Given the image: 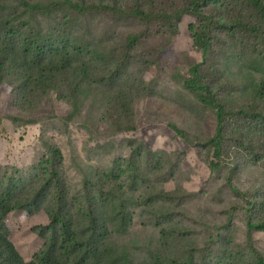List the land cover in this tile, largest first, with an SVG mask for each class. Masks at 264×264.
Here are the masks:
<instances>
[{"label": "rangeland", "instance_id": "1", "mask_svg": "<svg viewBox=\"0 0 264 264\" xmlns=\"http://www.w3.org/2000/svg\"><path fill=\"white\" fill-rule=\"evenodd\" d=\"M187 5L192 0H0L10 37L34 39L48 57L74 58L73 71L31 102L14 75L0 83V177L32 184L55 144L74 202L88 183L106 185V195L95 194L109 233L89 264L264 258V229L254 227L264 222V120L237 112L264 109L252 97L264 80V46L238 25L262 13L247 0H205L207 16L178 18ZM141 8L153 17L142 18ZM214 21L206 57L196 34ZM220 102L229 115L219 153L210 141ZM3 217L17 252L31 260L45 244L35 228L50 224L49 214L6 209Z\"/></svg>", "mask_w": 264, "mask_h": 264}, {"label": "trees", "instance_id": "2", "mask_svg": "<svg viewBox=\"0 0 264 264\" xmlns=\"http://www.w3.org/2000/svg\"><path fill=\"white\" fill-rule=\"evenodd\" d=\"M247 1L262 15L256 21L248 17L239 21L238 25L243 32L255 35L264 46V0ZM192 2L194 7L187 5L183 11L177 13L178 18L187 13H194L200 17L207 16L203 9L205 0H192ZM68 3L74 5L71 1ZM41 7L42 5H38L36 8ZM137 14L144 19L153 17L152 12L143 8L139 9ZM213 25H206L204 30L199 29L196 34V44L204 51L206 57L213 49L209 30L220 23L214 21ZM5 27L0 23V83L4 82L7 74L14 75L13 84L25 98L29 96L28 99L31 102L33 97L39 98L54 90L59 85L60 78H66L67 74L73 71V57L68 55L48 57L42 44L34 43V39L16 38V34L14 38L10 37L11 32H4ZM260 54L264 55V51ZM78 83L79 80L74 77L71 84ZM198 83L199 80L195 77L187 85L193 89ZM199 96L205 98L204 93H200ZM252 97L257 99L260 106L264 104V80L253 91ZM208 98L211 102H218L212 93L208 95ZM237 112L247 117L258 116L264 120V109L259 112L240 106ZM228 115L227 106L220 102L219 130L210 141L215 143L219 153L222 149ZM175 129L182 132L177 127ZM62 159L61 148L51 144L48 167L44 170L43 176L32 184H25L21 177L15 174H11L6 179L0 177V264H89L91 258L98 255L104 237H107L109 233V227L95 192L98 190L104 196L107 187L88 183L86 194L80 203L74 202L71 199L67 177L61 172ZM6 209L24 211L30 215L45 210L50 216V224L35 228V231L45 238V244L29 261H25L19 255L10 238V227L3 217ZM254 227L264 229V222ZM259 261L264 264V258L259 257Z\"/></svg>", "mask_w": 264, "mask_h": 264}]
</instances>
